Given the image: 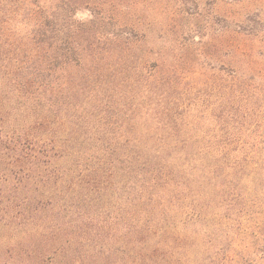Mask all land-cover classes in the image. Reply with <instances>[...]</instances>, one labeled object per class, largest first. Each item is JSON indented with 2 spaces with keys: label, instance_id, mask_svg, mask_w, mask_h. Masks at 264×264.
I'll list each match as a JSON object with an SVG mask.
<instances>
[{
  "label": "trees",
  "instance_id": "obj_1",
  "mask_svg": "<svg viewBox=\"0 0 264 264\" xmlns=\"http://www.w3.org/2000/svg\"><path fill=\"white\" fill-rule=\"evenodd\" d=\"M135 1L0 0V264H264V32L234 25L200 115L158 64L119 67Z\"/></svg>",
  "mask_w": 264,
  "mask_h": 264
},
{
  "label": "rangeland",
  "instance_id": "obj_2",
  "mask_svg": "<svg viewBox=\"0 0 264 264\" xmlns=\"http://www.w3.org/2000/svg\"><path fill=\"white\" fill-rule=\"evenodd\" d=\"M125 5L119 11L118 22L126 25L135 20L145 37L136 57L120 62L119 67L142 69L158 64L165 76L168 73L170 89L175 86L181 92L180 105H194L193 112L200 115L219 114L216 107L227 105L230 97L233 53H243L249 47L247 37H238L237 41L234 25L251 18L264 32V0H137L132 6ZM78 17L86 18L87 14L79 13ZM115 254L96 263L134 264L128 258L121 259L120 251ZM7 259V264H20L18 259ZM55 264H66L63 254Z\"/></svg>",
  "mask_w": 264,
  "mask_h": 264
}]
</instances>
